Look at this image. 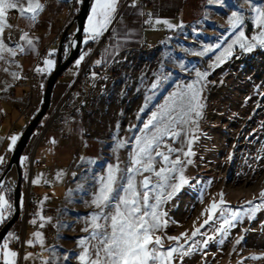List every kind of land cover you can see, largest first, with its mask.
I'll return each mask as SVG.
<instances>
[{
	"label": "rangeland",
	"instance_id": "obj_1",
	"mask_svg": "<svg viewBox=\"0 0 264 264\" xmlns=\"http://www.w3.org/2000/svg\"><path fill=\"white\" fill-rule=\"evenodd\" d=\"M251 3L256 8H264V0H251ZM240 10H243L244 22L233 28L229 18L233 11ZM255 15L244 0H221L220 3L205 0L199 17L184 24L173 38L121 59L115 81L104 83L99 99L90 101V105H82L86 131L99 141V152L91 159H77L69 167L66 191L52 221L56 231L55 244L51 247L53 264H80L78 256L82 246L78 241L85 238L87 246L91 217L100 211L92 203L100 187V178L107 175L109 165L119 169L118 176H127L135 136L141 135L139 129L172 93L187 91L189 83H194L200 90L201 116L195 125L189 126L188 135H182L172 146L187 151V140L193 138L194 128L196 138L191 146L194 154L185 157L180 152L170 156L171 159L179 156L182 163L177 168L182 169L188 182L171 197H167L172 191L170 187L156 189L162 195L159 206V211L164 213L162 221H167L166 227L157 235H161L165 249L177 246L167 237H179L181 233L191 236L194 226L199 228L207 219V214L201 216V212L214 200L219 201V194L223 193L224 206L240 213L233 226L227 228V235L218 229L229 214L220 217L217 213L214 218L217 223L210 222L200 229L203 235L193 238L195 244L193 240L184 244V249L191 246L195 251L183 258L177 256L173 264H264V206L252 211L253 207L262 204L259 194L264 190V46L251 39L259 35L252 19ZM240 31L245 34V43L253 45L251 49L239 46ZM3 41L6 48L12 49ZM233 41L237 43L233 44ZM229 45H232L231 54L225 55L223 63H217L216 57ZM68 46L67 40L62 56ZM0 57L1 98L14 88L20 79V71L8 51L0 49ZM74 61L58 77L50 105L59 92L58 84L64 82V76L74 72ZM197 72L208 75L204 81H199ZM42 89L36 91L35 110L41 102ZM6 124L5 117L0 125L5 127ZM21 124L22 120L16 124L19 128L16 137L21 132ZM2 140L0 137L1 152L9 142V139H4L3 143ZM32 149L31 138L27 151L21 153V161H29ZM188 160L191 163H187ZM149 175L135 176L137 186ZM174 175L177 179L169 183H179L181 172ZM156 182L157 178L152 176V184ZM3 186L2 194L7 199L10 188L8 183ZM149 195L150 203H155L154 193ZM21 198L20 193V203ZM85 228L89 231H84ZM206 236L213 239L204 246L200 242ZM241 237L242 242L236 244ZM221 239L223 243H220ZM253 255L261 258H248Z\"/></svg>",
	"mask_w": 264,
	"mask_h": 264
},
{
	"label": "snow or ice",
	"instance_id": "obj_2",
	"mask_svg": "<svg viewBox=\"0 0 264 264\" xmlns=\"http://www.w3.org/2000/svg\"><path fill=\"white\" fill-rule=\"evenodd\" d=\"M216 2L220 3L221 0H216ZM244 2L248 3L250 9L256 13L252 19L259 35L253 36L251 39L264 46V8H256L251 0H244ZM116 3L117 0H94L88 23L84 28L90 39H96L107 30V25L111 22L112 15L116 10ZM42 7L38 0H28L26 6L21 3V0H0V49L8 51L12 56L16 55L15 50L6 48L2 39L5 28L10 27L6 21V9L18 10L22 18L34 21ZM229 22L233 28H238L244 22L243 10L233 11ZM156 23H161V21H156ZM163 23H167V21ZM168 27L171 28L172 25L169 24ZM20 40L26 41L29 45L32 44V41L27 39V33L22 34ZM238 41L241 48L251 49L253 46L245 43L243 31L239 32ZM235 43L237 41H233V44ZM231 48L232 45H229L223 53L217 56L216 62L223 63L225 55L231 54ZM20 51L23 52L24 49L21 47ZM205 51L208 50L205 49ZM200 54L203 55V53ZM44 63L51 65L52 61L46 59ZM5 71L7 70L5 69ZM37 71H41V69L38 68ZM12 75L16 77L15 73ZM196 75L199 81H204L208 73L197 72ZM186 87L187 91L172 93L159 111L153 112L149 119L143 123V127L139 129L141 135L135 136L131 166L126 170L127 176H118L119 169L109 165L107 175L100 178V187L92 201L100 211L91 217V233L87 238V246L85 238L78 241V244L82 246V251L78 256L80 264H173V260L177 256L183 258L195 251L191 246L184 249V244H188L189 240H193L198 234L203 235L200 229L209 225L210 222L216 224L217 221L214 218L217 213L220 217H225V213L229 214L219 224L218 229L225 236L227 228L232 227L233 221L238 219L240 213L225 207L224 194L220 193L219 201L214 200L201 212V216L207 214V219L200 224L199 228L194 226L191 236L181 233L179 237H167L169 241H175L177 246L165 249L161 235H157L161 228L166 227L167 221H162L164 213L159 211L162 195L156 192V189L170 187L172 191L167 193V197H171L182 184L188 182L182 175V169L177 168V165L182 163L179 156L175 159H171L170 156L180 152H183L185 157L194 154L191 151L192 143L196 138L194 135L196 129L194 128L192 129L193 138L187 140V151L172 146L182 135H188L187 129L197 123L203 108L200 90L195 87L194 83H189ZM10 140L9 150L15 144L17 137L12 136ZM166 141L170 143H166ZM162 149H166V151ZM187 163H191V160H188ZM178 171L181 172L179 183H169V181L177 179L174 174ZM144 173H150V175L145 176L137 186L135 176ZM152 176L157 178L156 184H152ZM32 183L36 184L38 180H33ZM3 191L4 186L0 183V223L8 218L14 208V205L2 194ZM150 192L154 193L152 198L155 203H150ZM259 198L262 204L253 207L252 211H255L257 207L264 206V190L260 192ZM248 204H252V201H248ZM40 218L42 221L45 219L42 216ZM31 223L35 224L36 221L32 220ZM43 226L41 223L40 227ZM84 231H89V228H85ZM33 236L42 243L39 231L33 233ZM8 239H18V237L10 234ZM212 239V236H206L200 243L207 246ZM181 240L184 241L183 244L180 243ZM242 240L243 237L238 239L236 244H240ZM32 243L31 239L26 241L28 246H31ZM195 243L196 241L193 240V244ZM220 243H223L222 239ZM182 249L184 250L182 251ZM233 251H235V247ZM17 256L16 251L10 250L8 240L0 243V264H17ZM248 258L257 260L261 257L253 255ZM25 259L28 257L25 256Z\"/></svg>",
	"mask_w": 264,
	"mask_h": 264
},
{
	"label": "crops",
	"instance_id": "obj_3",
	"mask_svg": "<svg viewBox=\"0 0 264 264\" xmlns=\"http://www.w3.org/2000/svg\"><path fill=\"white\" fill-rule=\"evenodd\" d=\"M122 0H117L116 10L119 7ZM128 1L124 6L122 11L115 16V12L112 15V25L111 30L116 33L117 38L115 41H111L106 47L101 51L100 56L94 57L90 60L89 64L92 66H101L108 62L112 53L117 50H122L127 47L137 48L141 44L147 45L148 49L157 45L160 40V35L165 30H172L175 33L181 29L184 24L194 21L202 12V8L205 0H152L150 4L151 16L149 18V25L144 29H140L139 25V7L137 6V1ZM28 0H21L25 6ZM38 2L43 6L42 10L36 15L34 21L26 20L22 18L18 10H7V16L10 12L16 13V18L14 20V25L22 29V33L18 36V46L23 48L24 51L21 55V61L18 63V69L20 71L19 77L21 78V73L28 71L33 64L37 50L43 47L51 38L54 33H57L64 22L65 19V0H38ZM94 0L90 1L89 10L87 16L84 20L83 30H82V42L88 43L91 39L89 35L84 32V28L88 23V18L91 14L92 5ZM6 16V19H7ZM156 21H161V23H156ZM167 21V23H163ZM171 24L172 27L169 28L168 25ZM27 33V39L32 41L29 45L26 41H21L20 36ZM85 37V38H83ZM54 48H51L47 56V60H51V65H46L42 63L43 70L49 72L54 64ZM51 53V55H50ZM86 50L84 49L76 58L72 64L73 73L64 76L65 85L68 79L76 73L79 67L83 64L85 59ZM99 61V63H97ZM105 82H97L84 105H90V101H96L102 95L101 91L104 88ZM61 90L54 96L53 105L57 102L61 95ZM3 110H6L7 106H2ZM83 106L74 110L69 120L65 124L66 137L63 138L59 133L55 132H45L42 134L39 142V148L33 155L34 160H38L43 157L45 165L35 166L32 165L30 168V189L34 193L39 195L38 205L39 207H53L60 206L63 196L66 191V183L69 167L77 159H91L97 156L99 152V141L88 134L85 125V115ZM7 118V123L10 119L15 117L14 111L10 114H5L3 118ZM1 119V121H2ZM21 120V119H19ZM18 120V121H19ZM0 121V123H1ZM17 121V122H18ZM16 122V124H17ZM16 126V133L18 132V127ZM24 126V120L20 126ZM6 127L0 125V137L3 139L6 133ZM14 134H8L4 139H9L8 143L3 146V149L9 150V145L11 144L10 138ZM2 140V143L4 141ZM13 146V145H12ZM0 170L3 168L4 161L2 152L0 151ZM28 161L25 159L21 161V156L19 158V165L25 168ZM33 180H38V183L33 184ZM33 220L36 221L37 229L34 231H28L25 235L24 248L21 256L20 264H53L51 260V247H48L45 242V237L48 229H54L52 226L53 218H45L43 221L40 217H35ZM43 223V227L40 224ZM55 230V229H54ZM39 231L42 237V243L38 242L33 233ZM10 235V234H9ZM9 235L6 240L9 241ZM32 240L31 246L26 244V241ZM5 241V240H4ZM4 241H1L3 243ZM10 250H13L9 245ZM37 247L38 258H35L32 253V248ZM14 251V250H13ZM25 256L28 259H25Z\"/></svg>",
	"mask_w": 264,
	"mask_h": 264
},
{
	"label": "built area",
	"instance_id": "obj_4",
	"mask_svg": "<svg viewBox=\"0 0 264 264\" xmlns=\"http://www.w3.org/2000/svg\"><path fill=\"white\" fill-rule=\"evenodd\" d=\"M129 0H122L119 7L115 12V16L119 14ZM152 0H138L137 6L139 7V25L140 29H144L149 25V18L151 16L150 4ZM78 2L80 0H65V19L61 29L54 33L49 41L40 49L37 50L32 67L21 73V78L15 83L14 88L7 94L0 98V121L2 117L14 111L15 117L10 119L7 123L6 133L4 138L8 134L16 133V122L21 119L26 121L35 112V94L38 88L42 89L46 78L48 76L47 71L43 70L42 63L47 58L51 48H56V45L60 39V36L65 27L71 22L73 16L78 9ZM16 13L10 12L7 16V24L10 27H6L3 33V39L9 46L15 50L16 55L13 56L16 62L21 61L22 52L18 46V36L23 32L20 27L14 25ZM112 21L107 25V30L96 39H91L85 47L86 55L83 64L74 73L63 86L61 95L55 105L43 115L39 123L36 125L32 133L33 149L32 154L25 168H22L19 178L21 203L18 215V224L10 234L18 239L9 240V245L14 251L18 253L16 258L17 264L21 262V256L24 248L25 235L28 231H34L37 229V224L31 223L35 217L55 218L60 210V206L53 207H39V195L31 191L30 189V168L32 165L44 166L45 162L43 157L38 160L33 159V150L35 145L40 140L42 134L45 132L59 133L63 138L66 137L65 124L69 120L70 116L77 108L84 105L92 91L93 86L103 81L105 83H113L118 76V65L124 57H128L134 52L144 51L148 49L147 45L141 44L137 48L127 47L122 50L114 51L108 60V62L101 66H92L89 64L90 60L94 57H98L101 51L111 41H115L117 35L111 30ZM175 32L172 30H165L160 35V40L173 38ZM70 32L68 29L65 31V38L69 39ZM54 58V54H53ZM41 71H37V69ZM6 105V110H3L2 106ZM3 138V139H4ZM11 150L4 149L2 151L4 164L10 156ZM69 172V171H68ZM39 213V215H37ZM56 231L54 229H48L45 237V244L48 247H52L55 244ZM32 253L35 258H38V249L33 247Z\"/></svg>",
	"mask_w": 264,
	"mask_h": 264
},
{
	"label": "water",
	"instance_id": "obj_5",
	"mask_svg": "<svg viewBox=\"0 0 264 264\" xmlns=\"http://www.w3.org/2000/svg\"><path fill=\"white\" fill-rule=\"evenodd\" d=\"M91 0H80L76 14L73 16L71 22L63 30L60 39L56 45L54 52V64L49 71L45 84L42 89L41 102L38 108L26 121L21 129V132L17 136V140L11 149L10 156L6 161L3 169L0 172V183H8L11 191V203L14 205L13 211L9 214L8 218L0 224V243L4 238V235L8 231L11 224L18 218L20 209V184L19 178L21 168L19 165V158L21 156L22 149L33 133L36 125L46 112V109L50 102V95L53 85L56 79L61 76L64 70L78 57L80 46L82 44V30L84 20L87 16L89 5ZM73 26V30L70 32L68 39V50L65 56H62L63 40L65 38V31ZM13 172L14 178L11 182L5 181L4 178L7 173Z\"/></svg>",
	"mask_w": 264,
	"mask_h": 264
},
{
	"label": "trees",
	"instance_id": "obj_6",
	"mask_svg": "<svg viewBox=\"0 0 264 264\" xmlns=\"http://www.w3.org/2000/svg\"><path fill=\"white\" fill-rule=\"evenodd\" d=\"M77 5H79V3H78ZM67 40H68L67 38H64V40H63V47H64L65 43L67 42ZM63 47H62V52H63ZM85 47H86V43H83V44L80 46L79 53L82 52V51L85 49ZM57 79H58V78H57ZM57 79H56V81H57ZM56 81H55L54 85L56 84ZM63 84H64V83L58 84V86H59V90L62 88ZM54 85H53V88H54ZM53 88H52V91H51L50 100H51V98H52ZM52 100L54 101V97H53ZM53 101H52V104H53ZM52 104L50 105V102H49V105H48V107H47V109H46L45 114L51 109ZM21 128H22V127H21ZM31 138H32V134H31V136L29 137V139L27 140V142L25 143V145H24V147H23L21 153H23V152L25 153V152L27 151V149H28V147H29V143H30ZM2 169H3V168H2ZM2 169H1V170H2ZM1 170H0V172H1ZM7 199L11 202V191H10V190H9V193H8ZM8 216H9V215H8ZM0 224H1V223H0ZM17 224H18V218H17V219L11 224V226H10L9 229H8V231H7L6 234L4 235V238H3L2 241H4V240L7 239L8 235L10 234V232H11L13 229L16 228Z\"/></svg>",
	"mask_w": 264,
	"mask_h": 264
},
{
	"label": "bare ground",
	"instance_id": "obj_7",
	"mask_svg": "<svg viewBox=\"0 0 264 264\" xmlns=\"http://www.w3.org/2000/svg\"><path fill=\"white\" fill-rule=\"evenodd\" d=\"M72 30H73V26L68 28V32H71ZM13 178H14V175H13V172L11 171V172L6 174L4 180L11 182L13 180Z\"/></svg>",
	"mask_w": 264,
	"mask_h": 264
}]
</instances>
